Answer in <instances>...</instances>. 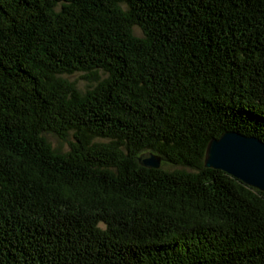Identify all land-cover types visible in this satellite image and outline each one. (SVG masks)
Masks as SVG:
<instances>
[{
    "label": "trees",
    "instance_id": "16d2710c",
    "mask_svg": "<svg viewBox=\"0 0 264 264\" xmlns=\"http://www.w3.org/2000/svg\"><path fill=\"white\" fill-rule=\"evenodd\" d=\"M225 131L264 142V0H0V264H264Z\"/></svg>",
    "mask_w": 264,
    "mask_h": 264
},
{
    "label": "water",
    "instance_id": "95a60500",
    "mask_svg": "<svg viewBox=\"0 0 264 264\" xmlns=\"http://www.w3.org/2000/svg\"><path fill=\"white\" fill-rule=\"evenodd\" d=\"M138 162L154 170L162 164L161 158L152 152L141 155ZM204 166L223 171L246 186L264 192V142L256 136L225 131L219 139L209 141Z\"/></svg>",
    "mask_w": 264,
    "mask_h": 264
},
{
    "label": "rangeland",
    "instance_id": "374dc122",
    "mask_svg": "<svg viewBox=\"0 0 264 264\" xmlns=\"http://www.w3.org/2000/svg\"><path fill=\"white\" fill-rule=\"evenodd\" d=\"M135 33L140 35V31L138 29H135ZM84 76L85 75L82 72H79V73H76V74L71 75V76L65 75V78H67V80H69L71 82H75L77 88L79 90H81V92H86L88 87L92 86L94 84V82L92 83L91 81H88V80L84 79ZM49 141H50V143H51V145H52V147L54 149H57V150H60V151L68 150L67 143H65L63 141H60L56 137L49 136ZM161 168L166 169L167 171H171L173 169V167L167 166L165 164L164 165L162 164Z\"/></svg>",
    "mask_w": 264,
    "mask_h": 264
}]
</instances>
